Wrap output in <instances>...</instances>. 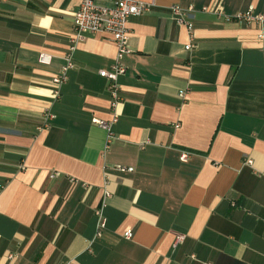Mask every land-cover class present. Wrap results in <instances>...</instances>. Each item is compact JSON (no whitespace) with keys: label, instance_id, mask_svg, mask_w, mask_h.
<instances>
[{"label":"crops","instance_id":"obj_1","mask_svg":"<svg viewBox=\"0 0 264 264\" xmlns=\"http://www.w3.org/2000/svg\"><path fill=\"white\" fill-rule=\"evenodd\" d=\"M139 1L114 105L117 49L75 36L81 0H0V264H264V56L234 19L264 0Z\"/></svg>","mask_w":264,"mask_h":264},{"label":"built area","instance_id":"obj_2","mask_svg":"<svg viewBox=\"0 0 264 264\" xmlns=\"http://www.w3.org/2000/svg\"><path fill=\"white\" fill-rule=\"evenodd\" d=\"M98 2L110 3L111 5L99 4ZM150 6L139 0H81L77 10L73 14V26L74 33L76 37H80L83 34L94 35L98 33H103L109 36L111 42H113L117 49V55L115 62L112 64L109 71L99 70L98 74L111 82L109 91L111 93L113 104H116L118 100V88L115 84L116 78L119 75L125 73V67L121 63V58L123 55L128 53V28L127 24L130 18L139 16L148 12ZM203 12H210L216 14L218 17L223 15L220 6H215L211 8H203ZM171 17L178 26H185L188 31L192 28L191 17L193 9L187 8L182 9L176 5L170 8ZM235 20L244 21L247 23H255L260 27V33L258 35L261 40V53L264 56V15H253L252 11L237 14L234 17ZM192 47L188 45V48ZM73 48V47H72ZM70 49L73 50V49ZM39 63L46 64L49 62V57L45 54H40L38 58ZM71 57L66 58V64L62 67L58 75L52 80L55 85L63 84L67 79V72L72 67ZM117 117L113 116V119L109 122L95 120L94 123L106 130V146L113 138L111 127L116 122ZM188 158L186 152L180 154V160L185 162ZM246 164H251L250 160L245 162ZM132 168H124L122 166H117V170L120 171H132ZM57 174L52 175L55 177ZM109 194H106L108 198ZM105 203L103 201L101 207L95 209L93 212L97 218L96 222V236H100L102 230L105 228V218L102 214V209ZM123 237L130 239L132 237V232L130 230L123 234ZM182 237H178L176 242H179Z\"/></svg>","mask_w":264,"mask_h":264}]
</instances>
